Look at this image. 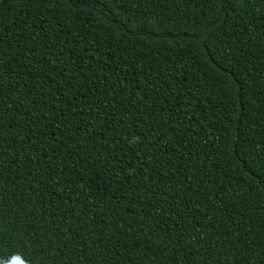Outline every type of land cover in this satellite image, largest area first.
<instances>
[{
    "label": "trees",
    "instance_id": "obj_1",
    "mask_svg": "<svg viewBox=\"0 0 264 264\" xmlns=\"http://www.w3.org/2000/svg\"><path fill=\"white\" fill-rule=\"evenodd\" d=\"M18 252L264 264V0H0V260Z\"/></svg>",
    "mask_w": 264,
    "mask_h": 264
},
{
    "label": "clouds",
    "instance_id": "obj_2",
    "mask_svg": "<svg viewBox=\"0 0 264 264\" xmlns=\"http://www.w3.org/2000/svg\"><path fill=\"white\" fill-rule=\"evenodd\" d=\"M14 260H18L20 264H27V261L22 259L21 253H15L6 260H0V264H13Z\"/></svg>",
    "mask_w": 264,
    "mask_h": 264
}]
</instances>
